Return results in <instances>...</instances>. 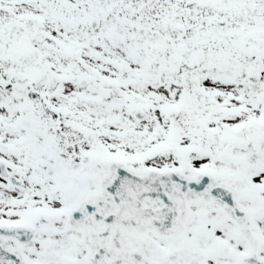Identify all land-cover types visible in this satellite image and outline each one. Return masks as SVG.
Masks as SVG:
<instances>
[{
  "label": "snow or ice",
  "instance_id": "6c2138e0",
  "mask_svg": "<svg viewBox=\"0 0 264 264\" xmlns=\"http://www.w3.org/2000/svg\"><path fill=\"white\" fill-rule=\"evenodd\" d=\"M0 264H264V0H0Z\"/></svg>",
  "mask_w": 264,
  "mask_h": 264
}]
</instances>
